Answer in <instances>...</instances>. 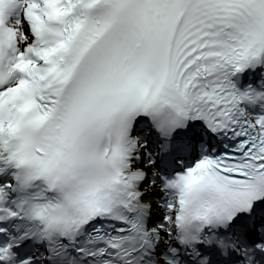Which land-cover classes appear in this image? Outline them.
Listing matches in <instances>:
<instances>
[{"label": "bare ground", "instance_id": "6f19581e", "mask_svg": "<svg viewBox=\"0 0 264 264\" xmlns=\"http://www.w3.org/2000/svg\"><path fill=\"white\" fill-rule=\"evenodd\" d=\"M143 188L147 191V190H150V185H149V182H147L144 186H143Z\"/></svg>", "mask_w": 264, "mask_h": 264}]
</instances>
